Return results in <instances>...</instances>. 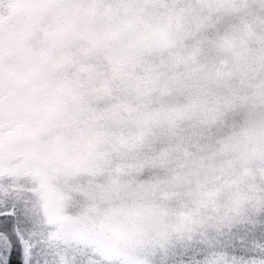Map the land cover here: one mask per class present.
<instances>
[{"label":"clouds","instance_id":"1","mask_svg":"<svg viewBox=\"0 0 264 264\" xmlns=\"http://www.w3.org/2000/svg\"><path fill=\"white\" fill-rule=\"evenodd\" d=\"M81 2L82 20L102 35L143 15L173 38L143 63L130 42L124 55L105 44L102 56L82 44L92 69L84 75L79 48L57 54L49 83L83 101L106 173L87 188L91 196L58 181L51 194L62 201L61 216L84 229L138 214L153 236L178 241L206 233L215 222L209 208L223 216L231 209L241 148L264 142V0ZM72 56L69 73L63 65ZM93 90L108 96L103 113L88 108ZM223 113L235 117L227 128L216 124ZM127 191L137 199H126Z\"/></svg>","mask_w":264,"mask_h":264},{"label":"snow or ice","instance_id":"2","mask_svg":"<svg viewBox=\"0 0 264 264\" xmlns=\"http://www.w3.org/2000/svg\"><path fill=\"white\" fill-rule=\"evenodd\" d=\"M82 6L0 0V264H264V187L252 192L254 214L217 217L211 232L182 241L153 236L138 214L84 229L65 223L51 192L63 177L90 173L95 160L75 132L82 106L49 80Z\"/></svg>","mask_w":264,"mask_h":264},{"label":"rangeland","instance_id":"3","mask_svg":"<svg viewBox=\"0 0 264 264\" xmlns=\"http://www.w3.org/2000/svg\"><path fill=\"white\" fill-rule=\"evenodd\" d=\"M100 2H103V0H100ZM117 2H121V0H117ZM145 2L150 4H160L167 3L168 0H145ZM73 15L77 19L69 33L63 52L67 50L75 52L76 49H80L78 55L81 57L83 63V71L81 75L92 71L88 64V60L91 59V56L87 49L80 48V45L82 44H88L94 49L97 56H102L105 44L111 45L113 48L121 49L122 55H124L126 54L124 45L130 42L131 46L136 51V58L143 63L146 59L150 60L152 56L162 51L165 45L170 44L173 38L171 33L165 28L159 26L155 17L146 18L141 15L140 18H123L119 21V25L116 29L102 35L95 27L82 20L77 9L73 10ZM137 36H141L142 39H136ZM33 42L37 46L41 45L44 42L43 34L38 33L35 35ZM75 59L76 56L66 58L63 68L69 73L72 70ZM75 98L82 106L80 118L75 127V132L82 135L86 146L93 149L95 167L88 174L63 177L60 181L67 182L69 185L83 191V189H87L90 185L102 181L105 178L106 173L102 170L100 138L95 129L90 126V121L88 120L83 101L79 97ZM108 103V96L102 92L93 90L89 93L88 108L95 112L103 113ZM234 120L235 117L230 119L228 113H223L217 117L216 124L220 125L222 128H227ZM230 183L234 189L231 197V209L226 216H223L214 214L213 208H209L207 211L210 215H213L215 222L206 233L211 232L219 226L217 217L227 221L234 219L238 215H249L247 208L250 202L255 204V211L257 210L256 200L252 195V192L264 187V142L259 138L241 148L238 167L231 172ZM237 192L240 195L238 204L235 202V193ZM137 195L138 194L133 191H127L126 199L130 202L135 201Z\"/></svg>","mask_w":264,"mask_h":264}]
</instances>
